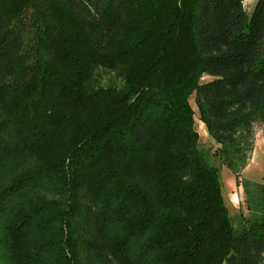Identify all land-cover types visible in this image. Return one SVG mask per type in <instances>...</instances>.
Wrapping results in <instances>:
<instances>
[{
    "label": "trees",
    "instance_id": "obj_1",
    "mask_svg": "<svg viewBox=\"0 0 264 264\" xmlns=\"http://www.w3.org/2000/svg\"><path fill=\"white\" fill-rule=\"evenodd\" d=\"M243 3L0 0V264H264V178H242L264 0Z\"/></svg>",
    "mask_w": 264,
    "mask_h": 264
},
{
    "label": "rangeland",
    "instance_id": "obj_2",
    "mask_svg": "<svg viewBox=\"0 0 264 264\" xmlns=\"http://www.w3.org/2000/svg\"><path fill=\"white\" fill-rule=\"evenodd\" d=\"M190 103H191V106L194 108L193 98L190 99ZM195 130L199 135V143L201 144V146L207 149H210V150H213L214 148H216V145L214 144V142L208 137L204 125L200 123L196 117H195ZM257 131H262V128H257ZM225 170H227L225 167H220V176H221V182H222L223 196H224L225 204L229 211V215L231 216L234 225H238V223L240 222V218L241 217L247 218L249 213L246 210V205L244 203L245 198L243 194V188L241 186L237 187L235 185L233 174L230 171H228L229 172L228 174ZM228 177H229V180H228ZM230 177L233 181V182L231 181V186H232L231 190H229L227 187V184H229L230 186V182H229ZM230 196L234 203L233 209L229 205V203H231Z\"/></svg>",
    "mask_w": 264,
    "mask_h": 264
},
{
    "label": "crops",
    "instance_id": "obj_3",
    "mask_svg": "<svg viewBox=\"0 0 264 264\" xmlns=\"http://www.w3.org/2000/svg\"><path fill=\"white\" fill-rule=\"evenodd\" d=\"M244 8L246 11H250L255 3V0H243ZM228 174V170H225ZM230 176V175H229ZM242 178L251 183H261L264 178V135L262 131H257L255 135L254 149L249 164L242 172ZM229 180V177H228ZM235 180V178H234ZM230 177V186L227 184L229 190L232 189ZM233 182V181H232ZM236 185V184H235ZM233 192V191H232ZM229 205L233 209L234 203L230 196Z\"/></svg>",
    "mask_w": 264,
    "mask_h": 264
},
{
    "label": "bare ground",
    "instance_id": "obj_4",
    "mask_svg": "<svg viewBox=\"0 0 264 264\" xmlns=\"http://www.w3.org/2000/svg\"><path fill=\"white\" fill-rule=\"evenodd\" d=\"M201 123V122H200Z\"/></svg>",
    "mask_w": 264,
    "mask_h": 264
}]
</instances>
